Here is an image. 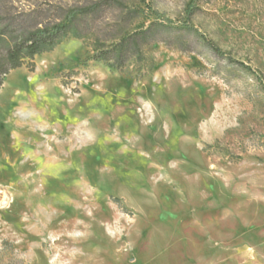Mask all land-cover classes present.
<instances>
[{
	"label": "rangeland",
	"instance_id": "1",
	"mask_svg": "<svg viewBox=\"0 0 264 264\" xmlns=\"http://www.w3.org/2000/svg\"><path fill=\"white\" fill-rule=\"evenodd\" d=\"M108 1L0 92V264H264V0Z\"/></svg>",
	"mask_w": 264,
	"mask_h": 264
},
{
	"label": "trees",
	"instance_id": "2",
	"mask_svg": "<svg viewBox=\"0 0 264 264\" xmlns=\"http://www.w3.org/2000/svg\"><path fill=\"white\" fill-rule=\"evenodd\" d=\"M113 6L114 2L108 0H82L71 7L39 0H0V92L11 72L32 64L37 56L52 52L72 37L92 34L93 25ZM164 22L171 24L168 19ZM141 34L144 33L135 32L122 39L118 37L114 49L102 54L97 61L125 70L130 52L132 55L139 52L137 39ZM204 40L218 56H226L212 41ZM229 61L254 73L245 63L232 57Z\"/></svg>",
	"mask_w": 264,
	"mask_h": 264
},
{
	"label": "bare ground",
	"instance_id": "3",
	"mask_svg": "<svg viewBox=\"0 0 264 264\" xmlns=\"http://www.w3.org/2000/svg\"><path fill=\"white\" fill-rule=\"evenodd\" d=\"M26 111V110H25Z\"/></svg>",
	"mask_w": 264,
	"mask_h": 264
}]
</instances>
